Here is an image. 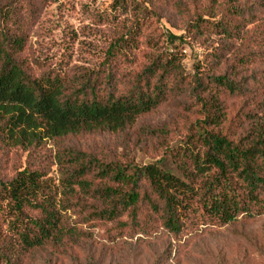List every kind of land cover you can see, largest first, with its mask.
<instances>
[{
  "label": "trees",
  "instance_id": "16d2710c",
  "mask_svg": "<svg viewBox=\"0 0 264 264\" xmlns=\"http://www.w3.org/2000/svg\"><path fill=\"white\" fill-rule=\"evenodd\" d=\"M151 2L115 0V11L131 15L124 33L100 66L77 77L59 69L38 74L25 54L22 6L0 7V144L27 151L44 141L128 133L171 98L182 99L193 119L183 140L147 165L64 148L58 185L31 167L0 178V264L75 247L93 223L110 224L111 240L156 230L180 239L264 218V0H193L192 10L173 4L188 21L185 35L169 34L168 42L201 47L217 37L225 43L202 55L193 74L170 49L132 63L139 45L149 49L153 42L142 36L157 18L145 6ZM255 30L262 38L254 43L258 53L239 56L235 46L251 45Z\"/></svg>",
  "mask_w": 264,
  "mask_h": 264
},
{
  "label": "rangeland",
  "instance_id": "374dc122",
  "mask_svg": "<svg viewBox=\"0 0 264 264\" xmlns=\"http://www.w3.org/2000/svg\"><path fill=\"white\" fill-rule=\"evenodd\" d=\"M134 1L143 6L147 0ZM151 1L145 6L155 11L157 18L142 36L150 37L153 42L149 49L139 45L133 64L139 65L146 52L170 49L182 54L185 70L193 74L194 65L202 55L208 56L206 53L213 52L215 45L224 47L225 43L217 37L201 47L190 42H168L169 34L177 38L185 35L188 21L176 12L173 4L187 3L192 10L193 0ZM200 1L205 4V0ZM247 1L252 4L257 0ZM6 5L22 6L19 13L28 34L25 54L38 74L49 69H59L75 77L92 73L102 63L110 43L124 33L123 24L131 18L114 10L115 0H0V7ZM260 18L264 25V10ZM258 32L251 33L254 42L248 47L239 43L235 46L239 56L258 53L254 44L262 39ZM252 67L261 69L262 65ZM124 69V73L130 71ZM186 111L182 99L171 98L157 112L139 120L128 133L85 134L59 142L44 141L39 149L27 151L0 144V178L11 179L17 172L31 167L58 185L57 156L64 148L92 154L105 162L147 165L163 158L168 147L183 140L193 121ZM144 127L165 128L166 133L150 135ZM85 229L88 237L79 245L58 252L41 251L23 264H264V218L222 228H201L180 239L156 230L149 236L111 240L110 224L93 223Z\"/></svg>",
  "mask_w": 264,
  "mask_h": 264
}]
</instances>
